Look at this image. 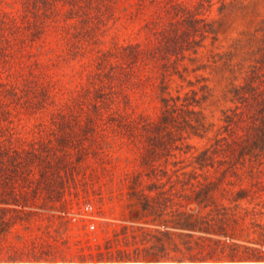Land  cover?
Instances as JSON below:
<instances>
[{"label":"rangeland","instance_id":"rangeland-1","mask_svg":"<svg viewBox=\"0 0 264 264\" xmlns=\"http://www.w3.org/2000/svg\"><path fill=\"white\" fill-rule=\"evenodd\" d=\"M0 154L35 256L264 263V0H0Z\"/></svg>","mask_w":264,"mask_h":264},{"label":"trees","instance_id":"trees-1","mask_svg":"<svg viewBox=\"0 0 264 264\" xmlns=\"http://www.w3.org/2000/svg\"><path fill=\"white\" fill-rule=\"evenodd\" d=\"M2 160V154H0V172L5 174L3 178L0 177V264H69L35 256V253L31 254L24 246L20 247L15 241L9 239L8 234L17 219L28 214V211L23 207L29 205L30 199L26 195L20 194L17 188L16 178L19 167L14 161V156L11 155V159L8 158L9 164H4V160ZM258 255L255 257L256 260L261 259L262 255Z\"/></svg>","mask_w":264,"mask_h":264},{"label":"built area","instance_id":"built-area-1","mask_svg":"<svg viewBox=\"0 0 264 264\" xmlns=\"http://www.w3.org/2000/svg\"><path fill=\"white\" fill-rule=\"evenodd\" d=\"M83 207H84L85 210H91L93 205H92V203L90 201H85Z\"/></svg>","mask_w":264,"mask_h":264}]
</instances>
